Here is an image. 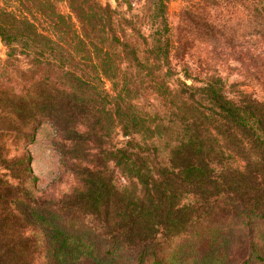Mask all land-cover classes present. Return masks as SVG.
I'll use <instances>...</instances> for the list:
<instances>
[{
	"label": "trees",
	"instance_id": "16d2710c",
	"mask_svg": "<svg viewBox=\"0 0 264 264\" xmlns=\"http://www.w3.org/2000/svg\"><path fill=\"white\" fill-rule=\"evenodd\" d=\"M113 1H0V264H264V60L191 65L264 0ZM42 123L69 191L35 194Z\"/></svg>",
	"mask_w": 264,
	"mask_h": 264
},
{
	"label": "rangeland",
	"instance_id": "374dc122",
	"mask_svg": "<svg viewBox=\"0 0 264 264\" xmlns=\"http://www.w3.org/2000/svg\"><path fill=\"white\" fill-rule=\"evenodd\" d=\"M2 1V0H0ZM101 2H108L112 7L115 3L113 0H100ZM135 1V0H131ZM192 2V1H191ZM190 2L188 0H168L167 2V13L171 23L177 18L180 10L184 9ZM59 8L62 12H66V8L63 3L59 4ZM242 19V23L237 21L235 25L231 24L232 28V37L228 42L233 48H223L219 50V46L211 47L208 49L203 44H197L200 49L196 50L194 53L193 67L196 65L199 66L201 70L206 68V61L210 59V64L219 70L221 76L227 78L228 81L241 80V75L239 74V69H241V64L238 59L244 57L248 53L252 55H259L264 60V39L256 36L257 34L250 35L248 28L246 27L245 16L242 13H239L237 16ZM233 21H235L233 19ZM221 41L217 44L220 45ZM215 49L214 51H212ZM6 48L0 42V60L5 58ZM247 53V54H248ZM262 53V54H260ZM246 54V55H247ZM20 59H22L20 57ZM248 61L242 64L246 66ZM251 67V65L249 66ZM258 79L257 82L252 80H245L244 83L249 84L250 86L256 87V83L260 82ZM263 87V85H261ZM264 88V87H263ZM251 89V88H247ZM53 137V130L51 126L47 123H42L38 125V128L35 131L34 139L32 143L26 146V149L30 155L31 162L30 167L33 175L36 177L37 182L35 186V194H42L45 190L48 189V186L55 183L53 186L55 191H69L71 181L69 177H61L57 180L60 163L58 153L51 146V139ZM122 182V179H118Z\"/></svg>",
	"mask_w": 264,
	"mask_h": 264
}]
</instances>
